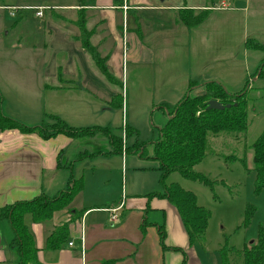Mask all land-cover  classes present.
I'll return each instance as SVG.
<instances>
[{"label": "crops", "instance_id": "crops-1", "mask_svg": "<svg viewBox=\"0 0 264 264\" xmlns=\"http://www.w3.org/2000/svg\"><path fill=\"white\" fill-rule=\"evenodd\" d=\"M66 1L68 4L42 6L29 4L30 1L0 0L2 112L9 117H19L17 109L7 108L6 93L3 92L6 87L15 99H19L16 102L20 104V111L28 114L24 123L30 126H38L48 120L47 116H55L74 128L110 127L113 135L114 129H118L119 113L121 122L124 121L122 108L124 110L129 90L132 92L135 83L147 77L137 74L128 77L127 65L144 67L152 63L154 57L159 58L160 64L166 56L162 52L170 41L169 36L178 28L177 13L215 7L213 0ZM241 4L240 0H233L235 10L241 9ZM9 7L45 9L41 18L31 10L34 20L42 19V23L35 26L36 40L33 36V40L26 42L25 27H21L30 25L28 15L20 14L22 10H18L12 17L6 10ZM219 8L225 11L230 7L221 0L213 10ZM151 17H169L170 25L160 23L151 28L148 26ZM15 18H18L15 24L8 22V19ZM80 20H84L90 33L91 46L105 59V66L120 89L105 80L81 48L76 27ZM131 23L138 27L136 31L131 28ZM148 35L152 38L147 44ZM3 69L17 76L20 70L22 77L15 80L5 76ZM157 71L162 82L172 78L166 68ZM116 94L122 98L119 108L110 104ZM161 99L157 108L168 116L160 104L169 103L164 101L165 98ZM125 127L134 131L123 141L120 137L121 148L117 152L112 140L104 135L105 138L96 140L97 134L76 139L61 135L43 139L37 134H22L17 130L0 131V208L41 195L51 197L65 190L71 180L80 178L83 182L70 206L55 212L49 221L36 224L29 217L25 218L37 248L38 262L222 264L219 250L211 254L201 241L189 244L175 209L159 196L163 192L158 193L156 186L150 184V168L138 163H132L130 168L127 166L125 155L131 152L127 139L134 137L133 147L140 143L137 129L127 123ZM83 145L94 148L89 151ZM135 155L141 161L139 154ZM156 165L158 172L157 162ZM128 176L132 178L129 188L123 179ZM152 194L155 196H147ZM65 223H68L67 240L58 249H46L47 237ZM11 239L8 222L0 221V264L17 262L15 252L8 246Z\"/></svg>", "mask_w": 264, "mask_h": 264}, {"label": "rangeland", "instance_id": "rangeland-1", "mask_svg": "<svg viewBox=\"0 0 264 264\" xmlns=\"http://www.w3.org/2000/svg\"><path fill=\"white\" fill-rule=\"evenodd\" d=\"M21 1H30L29 4L42 6L68 4L66 0ZM222 1L229 4L230 8L225 11L220 8L214 11L213 9L218 7L221 0H213L214 8L207 7L200 11V13L205 11L206 14L203 22L198 26L186 28L176 20L178 28L169 36L170 41L162 52L166 54L163 62L159 64V58L154 57L153 62L144 67L136 68L133 64L127 65L128 77L132 74L147 77L138 80L132 87V92L129 90L124 110L122 108L123 116L125 113L124 121L121 122V113H119L116 125L118 129H114V134L122 137L123 141L124 130H127L128 134L131 133L130 129L123 128L125 123L137 129L138 141L141 145L139 149L144 147L145 152L141 161L132 152L126 154L127 166L130 168L132 163H138L150 168V184L156 186L158 193H161L163 189L159 182L160 173L155 170L156 162L151 159L154 144L160 137L162 129L159 130L157 127H162L173 112L171 111L167 116L157 108L161 98H165L164 101L174 107L185 96L205 95L206 85L216 84L226 92L230 103L236 102L237 105L241 101L245 103L248 122L246 132L210 137L205 157L193 167L194 173H199L210 181V186L187 180L178 172L171 173L165 181L166 185L176 184L182 190L191 192L196 197L197 205L210 212L207 229L200 242L204 248H207L211 254L214 250L220 251L223 246L233 248L234 251L229 254V264H243L241 251L244 247H249L256 242L259 228L264 229V190L259 194L254 192L255 175L251 149L264 127V52L255 49L256 45H264V2L240 0L241 9L235 10L233 0ZM47 11H54V9ZM21 13L27 14L31 19L30 25H20L25 27L26 42L29 39L33 40V36L36 40L35 26L36 23H42V19L34 20L31 10L22 9ZM17 21L18 18L8 19L10 24H15ZM149 23L148 26L151 28L161 24L169 26L170 20L169 17H151ZM130 26L135 31L138 28L132 23ZM151 38L148 35L149 40L145 43L148 44ZM248 40L253 41L254 45L248 46ZM161 68L169 70V77H172L169 81L162 82L163 79L158 78L160 74L157 70ZM22 69L23 67L20 68ZM20 70L17 72L19 76L10 75L9 70L6 69H3V73L5 76L19 80L22 77ZM188 80L194 82L190 85L191 87H189L190 82L187 83ZM4 88L7 108L18 110L19 117L10 118L18 120L27 127H32L33 125L24 123L28 120V114L23 110L20 111V104L16 102L19 99H15L12 91ZM103 138L105 137L98 134L94 137L95 140ZM134 144V137L127 139V147L130 151L134 150L132 146ZM86 148L92 151L94 147L90 145ZM123 179L126 187L129 188L132 178L128 176ZM247 206L254 207L255 211L248 225L243 226Z\"/></svg>", "mask_w": 264, "mask_h": 264}, {"label": "trees", "instance_id": "trees-1", "mask_svg": "<svg viewBox=\"0 0 264 264\" xmlns=\"http://www.w3.org/2000/svg\"><path fill=\"white\" fill-rule=\"evenodd\" d=\"M205 14V11L200 13V11L182 10L177 13L176 20L182 26L191 28L200 25ZM76 27L79 30L80 46L90 56L98 72L106 81L120 87L108 72L105 59L101 58L97 50L91 46L90 33L85 29L84 20L78 21ZM252 44L253 41H247L248 46H252ZM255 49L264 52V45H256ZM193 84L194 82L190 81L189 87ZM206 88L205 95L195 97L187 95L174 107L164 103L160 104V108H165L168 114L173 112L160 130V137L154 144L152 158L158 164L159 182L163 189V193L159 196L167 200L175 209L186 230L190 245L203 240L210 212L197 205L196 197L191 192L182 190L176 184L166 185L165 181L171 173L178 172L187 180L198 181L210 186L211 183L207 178L193 171V167L205 157L208 139L221 134L244 133L248 126L246 105L243 101L238 105L236 102L230 103L228 95L220 85L209 84L206 85ZM210 100H216L222 105L228 104L230 107L222 111H207V102ZM121 102V95L116 94L112 96L110 104L114 108H119ZM2 103L3 98L0 95V131L17 130L22 134H37L43 139L59 135L76 139L93 137L99 133L112 140L115 152L121 148V138L113 135L110 127L74 128L55 116H47L48 120L38 126L27 127L18 120L4 115ZM126 131L124 130V137L129 135ZM140 146H135L133 153L139 154V157L142 158L145 149L144 147L139 149ZM251 149L255 175L254 192L259 194L264 190V127L253 142ZM82 186L83 182L80 178L71 180L65 190L59 191L51 197L41 195L30 201L15 202L0 208V221L8 222L12 231V239L8 246L16 254V264H40L36 257L37 248L25 218L29 217L31 222L36 224L49 221L55 212L69 207L73 198L81 191ZM147 196H155V194ZM254 211V207L247 206L243 226L248 225ZM67 236L68 223L56 227L46 239V249H58L67 240ZM233 251V248L227 246L220 249L222 264H229V254ZM240 254L243 264H264L263 228L258 229L256 242L249 247H244Z\"/></svg>", "mask_w": 264, "mask_h": 264}, {"label": "water", "instance_id": "water-1", "mask_svg": "<svg viewBox=\"0 0 264 264\" xmlns=\"http://www.w3.org/2000/svg\"><path fill=\"white\" fill-rule=\"evenodd\" d=\"M229 105H222L219 102H217L216 100H210L207 102V107L206 110L207 111H222L224 109H229Z\"/></svg>", "mask_w": 264, "mask_h": 264}, {"label": "built area", "instance_id": "built-area-1", "mask_svg": "<svg viewBox=\"0 0 264 264\" xmlns=\"http://www.w3.org/2000/svg\"><path fill=\"white\" fill-rule=\"evenodd\" d=\"M6 10H8L10 16L13 17V16H15L16 11L22 10V9L21 8L20 9L19 8H15V7H9V8H6ZM25 10H34V11H36V13H35L36 17L41 18L42 15H43V11L45 9H43V8H25ZM111 212H113V211H111Z\"/></svg>", "mask_w": 264, "mask_h": 264}]
</instances>
